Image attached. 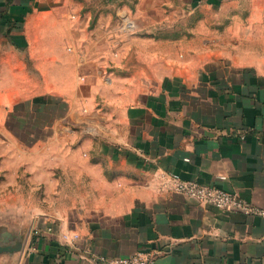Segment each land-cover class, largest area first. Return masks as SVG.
<instances>
[{
  "label": "crops",
  "instance_id": "obj_1",
  "mask_svg": "<svg viewBox=\"0 0 264 264\" xmlns=\"http://www.w3.org/2000/svg\"><path fill=\"white\" fill-rule=\"evenodd\" d=\"M84 1L0 0V264H264V215L170 176L264 211V0Z\"/></svg>",
  "mask_w": 264,
  "mask_h": 264
},
{
  "label": "built area",
  "instance_id": "obj_2",
  "mask_svg": "<svg viewBox=\"0 0 264 264\" xmlns=\"http://www.w3.org/2000/svg\"><path fill=\"white\" fill-rule=\"evenodd\" d=\"M170 176L172 177L176 190L187 196L197 198L224 210L264 215L263 210L256 209L236 193L184 179L176 172L170 173ZM100 260L103 261L104 264H156L155 260L152 258H143L137 255L118 257L115 259L101 257Z\"/></svg>",
  "mask_w": 264,
  "mask_h": 264
},
{
  "label": "rangeland",
  "instance_id": "obj_3",
  "mask_svg": "<svg viewBox=\"0 0 264 264\" xmlns=\"http://www.w3.org/2000/svg\"><path fill=\"white\" fill-rule=\"evenodd\" d=\"M114 1L116 2H112L109 4L105 2V0H102V3H99L98 0H86L83 3L98 7L101 5H103L104 7V5L106 4V7H109L111 9H118L119 11H122L124 13L127 10L131 14H135L137 9H140L139 0ZM130 20L134 24H136L133 19ZM7 117L8 121L11 123L17 122V113L10 114ZM0 181V189H6L5 194H0V200H4L0 201V254H2L8 251H17V234H19V230H25L26 228L17 225V210L13 207L14 201L17 199V194H15L13 191L14 180L11 178H0ZM9 186L12 188H8Z\"/></svg>",
  "mask_w": 264,
  "mask_h": 264
}]
</instances>
